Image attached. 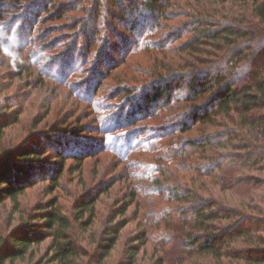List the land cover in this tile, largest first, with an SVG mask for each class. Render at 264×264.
Returning a JSON list of instances; mask_svg holds the SVG:
<instances>
[{
  "label": "trees",
  "instance_id": "obj_1",
  "mask_svg": "<svg viewBox=\"0 0 264 264\" xmlns=\"http://www.w3.org/2000/svg\"><path fill=\"white\" fill-rule=\"evenodd\" d=\"M106 2L114 8L111 19L128 31L125 51L138 42L150 46L155 41L156 54H168L166 62L150 66L144 80L115 86V96L127 102L115 122L105 113L96 119L107 127L101 134L118 131L114 138H120L125 152L147 153L154 164L138 159L130 164L138 168L137 176L159 187L153 176L161 174L168 183L160 201L170 212L159 219L157 231L137 221L139 231L121 264H139L150 246L154 249L147 264H264V0ZM43 3L44 8L57 5L56 0ZM1 37L11 38L10 33ZM96 86L94 93L101 83ZM3 103L0 113L9 118L0 114V218L6 200L17 207L38 183L47 182L45 195H52L35 201L8 231L0 229V264H105L129 222L122 218L139 200L142 186L128 180L130 199L116 203V213L91 235L97 198L106 188L91 198L81 194L74 218L84 236H74L70 216L53 193L66 162L72 160L80 170L86 157L107 151L105 139H82L78 132L73 139L43 136L36 144L37 133L11 145L6 129L12 120H20L22 109L11 111ZM95 105L93 111L99 113L102 103ZM132 125L136 127L128 129ZM47 148L56 156L50 163L40 160ZM163 150L166 154L158 158ZM142 167L147 171L141 172ZM47 238V251L34 261L33 247Z\"/></svg>",
  "mask_w": 264,
  "mask_h": 264
},
{
  "label": "rangeland",
  "instance_id": "obj_2",
  "mask_svg": "<svg viewBox=\"0 0 264 264\" xmlns=\"http://www.w3.org/2000/svg\"><path fill=\"white\" fill-rule=\"evenodd\" d=\"M38 1L40 5H33L32 0H0V102L11 106V111L19 107L22 109L20 120L17 123L12 120L6 129L5 140L11 145L19 144L38 133L33 142L40 144L44 141L43 136L63 134L73 139L78 132H81L78 137L82 139H105L107 151L86 157L80 170L72 160L66 162L60 185L53 194H57L61 208L70 216L74 236L82 238L84 234L80 233L74 218V208L80 195L88 193L87 197L91 198L103 185L106 188L102 195H98L95 205L97 220L88 235L93 230L97 234L96 229L104 226L116 213L115 204L130 199L132 189L127 187L128 180L132 183L138 181L136 185L142 186L141 196L139 194V200H134L126 217L122 218L129 222L105 263L121 264L126 259L124 252L128 243L139 231L137 221L157 231L159 219L170 212L168 206L161 202L168 183L161 174L153 176L154 180L157 178L159 187L153 186L150 179L139 177L138 168H130V164L137 163V159L151 162L147 153L133 155L125 152V147L118 142L120 138H114L118 131L101 134L100 131L106 133L107 127L96 119L105 113L111 123L115 122L127 103L115 96V86L123 83L134 85L144 80L150 66L166 62L168 54H156L153 49L157 45L155 41L150 46L138 42L125 51L123 37L128 31L120 21L111 19L114 8L106 0H100L101 5H95L93 2L96 0H87L84 4H78V0H56L57 5L49 8H44L43 0ZM62 7L66 10L62 11ZM3 33H10L11 41L2 38ZM151 53H155L153 58ZM99 82L101 88L94 93ZM99 103H102L99 113L94 112L95 104ZM2 117L9 118L6 115ZM149 123L151 121L143 124ZM133 126L136 127L132 125L128 129ZM73 148L71 145L70 149ZM165 154L164 150L161 151L158 158ZM55 158L54 152L47 148L40 160L50 163ZM124 161L128 166L124 165ZM160 168L162 171L163 166ZM140 171L147 170L142 167ZM48 189L47 182L36 184L19 200L17 207L6 200L1 211V231H8L16 225L25 210L35 205V201L49 198L52 194L45 195ZM192 190L188 197L193 195ZM49 242L47 238L33 247L34 261L44 256ZM81 242L84 243L83 240ZM153 249V246L146 249L139 258V264L149 262ZM46 261L43 258V263Z\"/></svg>",
  "mask_w": 264,
  "mask_h": 264
}]
</instances>
